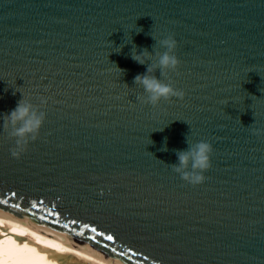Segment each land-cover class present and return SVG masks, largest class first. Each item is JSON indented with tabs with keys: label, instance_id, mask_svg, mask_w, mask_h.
Returning a JSON list of instances; mask_svg holds the SVG:
<instances>
[{
	"label": "water",
	"instance_id": "1",
	"mask_svg": "<svg viewBox=\"0 0 264 264\" xmlns=\"http://www.w3.org/2000/svg\"><path fill=\"white\" fill-rule=\"evenodd\" d=\"M169 35L181 63L154 75L186 95L153 107L134 83L148 65L131 53L147 48L152 63ZM23 95L47 117L15 158L3 116ZM253 128L264 129V0H0L8 215L126 264H264V136ZM187 138L214 148L197 186L171 167Z\"/></svg>",
	"mask_w": 264,
	"mask_h": 264
},
{
	"label": "clouds",
	"instance_id": "2",
	"mask_svg": "<svg viewBox=\"0 0 264 264\" xmlns=\"http://www.w3.org/2000/svg\"><path fill=\"white\" fill-rule=\"evenodd\" d=\"M153 39L157 41L154 36ZM157 43L166 50L163 52L156 51L155 60L152 63H148L153 60V55L147 48L138 52L135 47L131 53V58L135 62L148 65L146 73L138 74L134 78V83L141 85L147 93L146 97H138L141 103L150 104L153 107L159 105L161 101H171L173 97L183 100L186 95L183 90L175 88L170 80L165 83L164 80L158 79L154 75L159 69L161 76L164 79H169L170 72L178 71L181 61L175 54L178 47L177 40L174 36L169 35ZM41 102L47 104V99L41 97ZM46 117V112L42 111L38 105L33 104L30 99H26L24 95L15 109L3 116V128L8 132L9 137L15 141V146L11 149L13 157L20 158L27 151L29 144L38 139ZM253 134L264 136V129L253 128ZM186 142L188 144L187 150H175L178 163L171 165V167L184 181L197 186L205 182L204 173L213 166L214 148L211 143L203 140L192 142L187 138ZM163 150L166 151L167 148L165 147Z\"/></svg>",
	"mask_w": 264,
	"mask_h": 264
},
{
	"label": "bare ground",
	"instance_id": "3",
	"mask_svg": "<svg viewBox=\"0 0 264 264\" xmlns=\"http://www.w3.org/2000/svg\"><path fill=\"white\" fill-rule=\"evenodd\" d=\"M51 231L0 209V264H126L93 249L84 240Z\"/></svg>",
	"mask_w": 264,
	"mask_h": 264
},
{
	"label": "snow or ice",
	"instance_id": "4",
	"mask_svg": "<svg viewBox=\"0 0 264 264\" xmlns=\"http://www.w3.org/2000/svg\"><path fill=\"white\" fill-rule=\"evenodd\" d=\"M13 195H15V194L13 193ZM4 203H7V201H4ZM13 207H18V205H13ZM33 207H35V205H33ZM92 231L95 232L96 230L92 229ZM93 239H94V237H93ZM106 239L112 240L113 237L112 236H107ZM113 251H115V249H113Z\"/></svg>",
	"mask_w": 264,
	"mask_h": 264
}]
</instances>
